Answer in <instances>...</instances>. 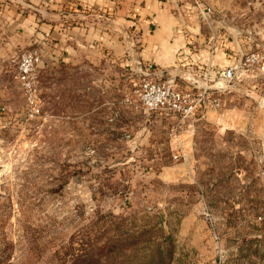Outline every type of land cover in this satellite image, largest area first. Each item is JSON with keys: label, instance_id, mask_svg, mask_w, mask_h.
Returning a JSON list of instances; mask_svg holds the SVG:
<instances>
[{"label": "rangeland", "instance_id": "374dc122", "mask_svg": "<svg viewBox=\"0 0 264 264\" xmlns=\"http://www.w3.org/2000/svg\"><path fill=\"white\" fill-rule=\"evenodd\" d=\"M10 2L30 13L47 0ZM197 2L237 69L171 77L203 97L188 117L143 108L142 64L83 48L40 51L27 118L17 59L40 45L2 62L21 116L0 123V264H264V0Z\"/></svg>", "mask_w": 264, "mask_h": 264}, {"label": "crops", "instance_id": "0c3cea01", "mask_svg": "<svg viewBox=\"0 0 264 264\" xmlns=\"http://www.w3.org/2000/svg\"><path fill=\"white\" fill-rule=\"evenodd\" d=\"M36 10L0 0V123L21 116L3 95L1 68L18 45L37 43L63 58L93 48L134 66L150 64L165 78L220 76L237 61L227 41L211 46L197 0H47Z\"/></svg>", "mask_w": 264, "mask_h": 264}, {"label": "built area", "instance_id": "2783aa9c", "mask_svg": "<svg viewBox=\"0 0 264 264\" xmlns=\"http://www.w3.org/2000/svg\"><path fill=\"white\" fill-rule=\"evenodd\" d=\"M210 11V10H208ZM202 15L206 14L202 9ZM260 61V56L251 52L244 58L245 65H253ZM42 62L41 52L37 47H31L22 51L17 59V77L26 92L28 112L27 118H32L39 104V96L35 79L37 68ZM237 67L231 66L222 71L220 77L231 81L235 75ZM148 78L137 92L140 94L143 108L146 111L157 112L161 110L177 113L182 117H188L194 109L203 102V97L196 99L192 94L177 89L172 78H165L161 71L156 70L152 65H146L139 69ZM209 76V73H206Z\"/></svg>", "mask_w": 264, "mask_h": 264}, {"label": "water", "instance_id": "95a60500", "mask_svg": "<svg viewBox=\"0 0 264 264\" xmlns=\"http://www.w3.org/2000/svg\"><path fill=\"white\" fill-rule=\"evenodd\" d=\"M221 80L224 81V82H228L227 79H223V78H222ZM1 168H2V167H1V165H0V174H1V170H2Z\"/></svg>", "mask_w": 264, "mask_h": 264}]
</instances>
